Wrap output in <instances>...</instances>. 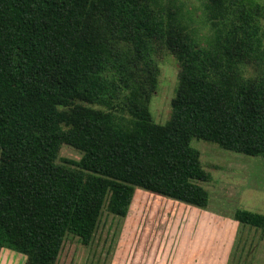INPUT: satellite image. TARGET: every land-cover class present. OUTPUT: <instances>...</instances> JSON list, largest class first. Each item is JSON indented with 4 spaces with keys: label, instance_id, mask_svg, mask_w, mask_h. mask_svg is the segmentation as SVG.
<instances>
[{
    "label": "trees",
    "instance_id": "1",
    "mask_svg": "<svg viewBox=\"0 0 264 264\" xmlns=\"http://www.w3.org/2000/svg\"><path fill=\"white\" fill-rule=\"evenodd\" d=\"M201 1L214 45L158 0H0V248L54 264L67 234L88 244L108 193L124 216L135 186L205 206L191 138L264 157V71L237 73L264 64V1ZM162 50L179 69L157 125L131 65L153 84ZM62 144L81 157L58 163ZM234 218L264 231V214Z\"/></svg>",
    "mask_w": 264,
    "mask_h": 264
},
{
    "label": "rangeland",
    "instance_id": "2",
    "mask_svg": "<svg viewBox=\"0 0 264 264\" xmlns=\"http://www.w3.org/2000/svg\"><path fill=\"white\" fill-rule=\"evenodd\" d=\"M158 1L175 12L192 36L203 44H215L201 0ZM106 42L116 41L107 38ZM116 48L129 51L125 43ZM247 63L237 65V73L243 78L264 71L263 63ZM131 67L135 82L147 94L151 122L165 124L178 82L175 57L160 51L151 75L153 84L142 64L133 61ZM189 142L209 174L207 181L198 182L208 192L205 206L135 186L125 215L119 216L109 210L108 193L88 244L67 234L54 264H264V231L234 218L238 209L264 214V157L198 138ZM81 155L78 149L62 144L57 162L67 164V160H78ZM24 261L22 254L0 248V264Z\"/></svg>",
    "mask_w": 264,
    "mask_h": 264
}]
</instances>
